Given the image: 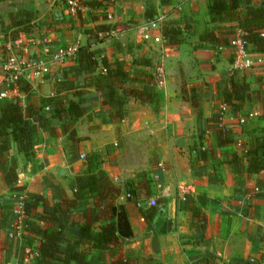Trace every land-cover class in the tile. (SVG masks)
<instances>
[{
    "label": "crops",
    "instance_id": "1",
    "mask_svg": "<svg viewBox=\"0 0 264 264\" xmlns=\"http://www.w3.org/2000/svg\"><path fill=\"white\" fill-rule=\"evenodd\" d=\"M253 3L264 4V0ZM148 4H153L157 13L166 11L160 29L162 44L143 41L135 28L145 19ZM18 10L32 12L35 26L12 41L9 14ZM82 11L79 16L64 0H0V86L48 119L37 125L31 156H25L10 140L9 156L14 158L18 176L15 189L6 185L0 167V264H33L41 241L37 228L50 231L52 227L39 219L45 203H61L66 211L61 217L63 223L81 221L89 207L99 204L88 193L75 204H66V200L72 202L75 198L74 177L89 168L90 156L96 157L91 163L96 171L102 170L116 189L114 203L124 206L132 235L119 238V246L134 264H240L247 259H252V264H264V172H233L229 162L231 153L242 152L254 136L263 134L264 100L249 99L242 113H234L222 104L216 92L217 82L235 74L251 90L260 91L264 99V54L248 45V56L254 63L236 70L232 68L229 46L217 49L211 43L199 42V33L207 27L235 25L229 21L209 23L207 0H174L164 7L159 0H115ZM165 25L180 28L171 46L164 42ZM126 34L122 40H138L132 50L129 43L128 51L123 52L121 43L109 37ZM73 45L97 49L100 56L110 60L146 59L151 70L153 64L162 65L165 83L160 87L164 93L161 106L155 110L131 99L124 118L113 123L99 105L94 86L80 88V96L68 92L67 99L81 100L87 107L86 114L70 119L68 126L79 137L78 147H70L59 119L49 117L40 106L42 98L59 90L56 75L73 67L77 59L49 62L39 80L29 81L32 90L26 96L16 87L9 88L4 80L2 57L9 54L28 62L48 60L57 46ZM183 82L186 88H195V97H188L189 91L184 97ZM218 108L223 112L220 126L229 129L233 138L232 143L222 146L217 144L214 128L205 130L206 122L202 120ZM250 111L257 114L239 122V117ZM39 119L37 115L33 121L40 123ZM237 185L247 190L238 191V198L233 196ZM18 192H23L33 205L21 238L11 236ZM197 194L205 197L202 207L206 224L202 230L190 226L191 212L183 206L185 195ZM152 198L156 199V207L148 215ZM102 222L97 221L95 228ZM77 231L72 228V232ZM88 259L89 264H110L111 258L109 252L93 248L88 250Z\"/></svg>",
    "mask_w": 264,
    "mask_h": 264
},
{
    "label": "trees",
    "instance_id": "2",
    "mask_svg": "<svg viewBox=\"0 0 264 264\" xmlns=\"http://www.w3.org/2000/svg\"><path fill=\"white\" fill-rule=\"evenodd\" d=\"M65 1V0H64ZM115 0H77L80 8L76 11L82 15V9L95 8ZM174 0H159L161 6L172 5ZM208 22L211 24L220 22H235L234 26L219 27L213 25L199 33V42L211 43L214 48L230 46L231 40L239 32L244 40L246 48H253L264 54V4H255L253 0H207ZM163 12L166 13L165 10ZM157 14V8L153 4L146 5L144 18L149 19ZM10 38L14 41L20 32L28 33L35 26L34 16L28 10L11 12ZM180 33L179 26L165 25L163 36L165 45L171 46L172 39ZM176 43L178 41H175ZM76 64L68 70H63L56 75L55 82L59 90L52 96L41 99L40 108L47 112L49 117L59 119L62 132L71 141L70 147L76 149L79 137L73 127H69L71 120L87 113V107L81 100L67 99V93L73 92L80 96V88L94 86L98 93V102L103 111L107 112L108 121L118 123L124 118L127 103L134 99L143 104H149L153 109L161 106L164 93L156 86L151 63L146 59H134L132 62L100 56L97 49L88 46H80L77 51ZM234 56L232 55V62ZM9 88L16 87L24 94L29 95L32 90L31 84L23 78L8 84ZM184 97H195V88H186L182 83ZM3 91L4 87L0 86ZM216 92L223 105L230 106L234 113H242L248 100L261 99L260 91L251 90L249 84L235 74L225 81L216 84ZM187 93V94H186ZM193 102V99H191ZM195 102V101H194ZM193 102V105H196ZM197 103V102H196ZM244 109V110H243ZM222 108L213 111L205 120L206 129L214 128L218 146L233 142L229 129L220 126ZM40 115V123L34 122L33 118ZM200 114L197 117L200 119ZM71 119V120H70ZM48 120L39 109L27 106L19 97L0 98V167L6 185L15 189L18 180L14 158L9 156L10 140L12 139L20 152L25 156L33 154L34 136L37 125ZM263 134L254 136V141L242 152L231 153L229 162L233 172L258 173L264 172V131ZM89 168L74 177V199L66 200L70 206L75 200L85 198V194L99 202L87 209L81 221L70 223L62 222V215L66 212L61 208L59 201L52 205L45 203L39 219L52 224L50 231L47 228H37L41 237L36 250L33 264H89L88 250L98 249L100 252L107 251L110 255V264H134L119 246V238H127L132 235L128 217L124 206L115 204L116 189L107 181L102 170L96 171L93 162L95 156L88 158ZM92 163V164H91ZM93 166V167H92ZM264 187V184H263ZM235 197H239L238 191L247 190L241 185L234 186ZM133 190L131 189V193ZM87 195V196H89ZM130 195V193H129ZM205 202L204 195H185L183 206L191 212L190 226L195 230H202L206 224V215L202 207ZM24 225L29 224L30 209L33 207L32 200L25 198ZM156 206H151L146 214L151 215ZM100 221L96 229L94 224ZM15 222V220H14ZM27 222V223H26ZM72 228H77L76 233ZM85 246L87 249H85ZM252 259L241 261L240 264H252Z\"/></svg>",
    "mask_w": 264,
    "mask_h": 264
},
{
    "label": "built area",
    "instance_id": "3",
    "mask_svg": "<svg viewBox=\"0 0 264 264\" xmlns=\"http://www.w3.org/2000/svg\"><path fill=\"white\" fill-rule=\"evenodd\" d=\"M66 4L71 8L72 11L76 12L80 6L77 0H65ZM180 9V5L177 6ZM166 20V13L161 11L158 12L154 17L144 19L136 25V30L139 37L143 41H149L153 43L163 42L162 33L160 31L162 24ZM158 31V32H157ZM231 51L234 56L233 64L235 69H243L251 66L253 62L247 57V48L244 40L239 36V32L230 42ZM235 47V49H232ZM238 49L236 50V48ZM79 46H57L50 54L48 60L38 59L31 62L25 59H19L15 55H9L5 57L4 62V80L10 84L15 82L18 78L26 79L28 82L37 81L40 79L41 72L48 65L49 62L64 63L69 61L71 58L77 57V51ZM27 72V73H26ZM154 81L157 87H162L165 83V70L162 65H157L154 69ZM0 98H12L7 94L6 91L0 90ZM257 114L256 111H250L245 115L239 117V122H244L248 118H252ZM80 158H84L83 154H80ZM257 189V188H256ZM17 203L14 209L15 222L11 230V236L21 238L24 233V215H25V194L18 192ZM128 196H130L128 194ZM149 205L155 206L156 199L152 198L149 201ZM36 255V251L34 255Z\"/></svg>",
    "mask_w": 264,
    "mask_h": 264
},
{
    "label": "rangeland",
    "instance_id": "4",
    "mask_svg": "<svg viewBox=\"0 0 264 264\" xmlns=\"http://www.w3.org/2000/svg\"><path fill=\"white\" fill-rule=\"evenodd\" d=\"M129 34V33H128ZM126 36H127V34L126 35H118V37H119V39H126ZM236 36V35H235ZM118 37H115V36H110L109 38H111V39H113L114 41H117L118 43H121V45H122V47H123V52H127L128 51V49H129V47H128V44L129 43H131V50H132V46L135 44V43H137V40L138 39H131V41H124V40H122V41H120L119 39H118ZM141 40V39H140ZM124 41V42H123ZM123 43V44H122ZM230 48H231V46H229ZM232 49H235V47H233ZM238 49V47L236 48V50ZM6 56H9V54L8 55H6ZM132 56H134V55H132ZM247 57L253 62V60L248 56V52H247ZM3 58V60H5V58L4 57H2ZM157 57H156V55H155V59H156ZM130 59H131V57H130ZM254 63V62H253ZM156 65V64H155ZM253 65V64H252ZM251 65V66H252ZM251 66H249V67H247V68H250ZM154 64H153V69L152 70H154ZM232 68L233 69H235L234 68V64L232 63ZM243 69H246V68H243ZM243 69H236V70H243ZM180 73L181 74H183V71L181 70L180 71ZM182 76V75H181Z\"/></svg>",
    "mask_w": 264,
    "mask_h": 264
}]
</instances>
